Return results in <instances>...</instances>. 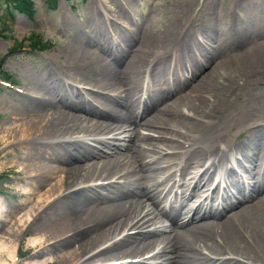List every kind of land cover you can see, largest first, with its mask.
<instances>
[{
    "label": "bare ground",
    "instance_id": "bare-ground-1",
    "mask_svg": "<svg viewBox=\"0 0 264 264\" xmlns=\"http://www.w3.org/2000/svg\"><path fill=\"white\" fill-rule=\"evenodd\" d=\"M122 11L124 18L134 16ZM138 17L122 26L101 15L100 23L108 26L81 32L78 47L64 54L67 70L65 62L48 61L37 71L36 90L22 86L20 95L31 103L27 108L47 107L16 115L2 129L0 149L24 147L15 150L20 163L13 171L23 182L24 199L37 196L38 201L9 225L0 247L14 259L21 233L31 231V219L41 216L44 230L27 238L31 254L50 249L54 254L34 264H264V171L258 170L252 152L264 144L263 115L250 117L244 107L232 105L233 76L256 75L260 68L258 73L263 72L264 48H239L240 60L228 69L232 76L223 77L221 49L208 51L182 24L163 25L156 41L147 43ZM90 42L99 47L98 54L92 55ZM162 57L171 63L164 65ZM148 61L151 74L157 75L152 76L154 83L143 86L139 106L135 91L145 77L139 70ZM206 64V70L188 81ZM182 87L186 89L179 93ZM230 130L234 138L246 132L233 144ZM217 142L225 143L221 152ZM230 147L251 159L245 164L234 157L237 165L256 172L248 181H229L233 189L213 203L219 185L214 181L209 186L212 173L216 166L220 174L230 169L217 164ZM57 172L59 180L53 177ZM160 195L174 206L167 225L162 223ZM197 197L207 201L182 208ZM25 200L18 204L25 205ZM123 256L136 258L115 261ZM0 264L10 262L2 259Z\"/></svg>",
    "mask_w": 264,
    "mask_h": 264
},
{
    "label": "rangeland",
    "instance_id": "rangeland-1",
    "mask_svg": "<svg viewBox=\"0 0 264 264\" xmlns=\"http://www.w3.org/2000/svg\"><path fill=\"white\" fill-rule=\"evenodd\" d=\"M3 2H5V0H0V76L2 75L4 77V73L6 72L8 75L7 78L10 80L8 81V85L0 82V147L3 144L1 138L3 135L2 129L14 122L16 115H28V113L32 111L46 109L47 107L45 104H38L30 105V107L27 108L29 104H31L30 101L27 102L26 98L20 95L21 92L15 91L13 88L21 90L22 86H24L27 89L36 90L35 88L38 87L36 85L37 71L39 72L42 65L48 61L59 64L65 62L63 65H60L67 70L70 64L68 61L69 59L64 54H67L74 50L75 47H78V43L81 40V32L85 33L89 31L93 25L100 27L103 26L102 28L104 29H106V25L108 26V23H106V25L100 23L101 15L107 21H111L109 18L113 17L116 22L120 23L122 26L132 25L130 22L131 19H137V16L139 15L138 19L141 18V25L145 26L147 34L146 39L148 38L146 41L147 43L150 42V44H153L154 41H156L163 25H166L167 23L172 24L173 26H179L182 24L184 28L188 27V29L196 35L197 39L203 42L204 46L208 48V51L221 49L220 54H222L221 58L222 62H224V64L221 65L224 67L223 77L232 76V70L228 69L232 65H235L237 60H240L241 53L239 52V48L245 44H250V47L254 48H264V0H54V6L48 5L47 0H30L33 9L31 15L19 8L10 7V5L6 7ZM127 3L128 6L126 5ZM122 4H125V7L122 6ZM145 7L146 11L140 13V10ZM122 10L128 15L130 13L134 14V16L132 18H124V16L120 14L123 13ZM192 19H196L197 21L200 20V25H196L198 22H196V24L192 22L191 24L190 21ZM88 20L90 21L89 23ZM239 39H242L241 41L244 44L237 42ZM33 41H36L37 44L41 46V50L36 51L31 49L34 47L32 45ZM94 44L95 42H90L88 44V47L92 49V55L99 53V47L97 46L95 48ZM160 61L163 62L164 65L168 62L171 63L167 57H162ZM150 63L151 62L148 61L144 68L141 69V71L139 70V74L140 72L143 73V77L145 76L143 81H147V83L151 84L155 82L156 79L153 77L157 74L156 72L154 76L151 74L154 69L150 68ZM207 68L208 64L202 66V68L200 67L194 75L195 78H188V81H194L199 75L198 73H201V71H204ZM260 70L258 69V72ZM171 71L172 70L170 69L168 74H170ZM157 72H160L159 76L162 74L161 70H158ZM258 72H255L256 75H250L251 77L233 76V80H237L236 82L238 84L236 82V84L234 83L237 88L234 87L232 90V99H234L232 105L236 103L240 107H244L248 112L247 115L250 117H254L255 115V117L260 118L263 115L262 122H264V71L260 73ZM138 89L140 90V87ZM138 89L135 91L137 96L139 93ZM185 89L186 88L182 87L179 93L183 92ZM136 100H139V106H141L143 103L142 94L141 96L139 95L136 97ZM182 108H184V106ZM139 130L143 133H154L143 127H139ZM232 133L233 131L230 130L227 136L228 141L233 142V144L244 135L243 131H241L237 135V138H234ZM217 145H220V152L222 151L221 149H224L225 147L224 142H217ZM18 146L20 145H7L5 148L0 149V238L8 235L6 231L7 228L9 225L14 224L17 220L16 217L19 214L26 211L30 205H35L38 201L37 196H30V199L28 198L29 200H25L20 191L23 182L20 181V178H18L13 171V167L15 168L16 164L19 165L20 163L19 159L18 162L15 160V150H23L24 148L21 147L18 149ZM263 147L255 148L254 151H252L256 155H254V162L257 159V161H262L263 163ZM10 148H13V150L11 151ZM230 148L224 150L226 152H223V157L226 158L221 157V160L219 163L217 162V164L223 165L226 163L229 165V163H232L238 174L240 173V177L246 180L252 178L251 175L253 176L255 174L256 169L252 170V173H249L242 169L243 167L237 166L234 163V160L232 161L231 159L239 157L242 159L241 161L246 164V162H251L250 157L243 156L240 152L237 151V153L234 151V148H232V150ZM228 149L231 152H229ZM1 150L4 151V155L1 154ZM162 151L164 152L163 148ZM20 152L21 151L18 153ZM222 159H224V161ZM245 159L249 161H246ZM10 161H12L15 166H8ZM192 170H194V168ZM163 174H165L164 171ZM53 177L59 180L60 174L57 172ZM223 177L225 182H227L228 180L234 179V174L230 171L229 173H225ZM159 198H161V195ZM162 198V203L165 205V207L163 206V222L167 224L169 219L166 217L173 213L174 206L172 204L171 206L167 205V198L165 199L164 196H162ZM20 200H25L26 204L19 205L18 202ZM190 202L191 201H186V203H182V208L183 206L189 205ZM193 202L194 204L197 203V199H194ZM33 212H37V210ZM169 222L171 223V220H169ZM40 226L41 216H37L36 219L32 218L29 226L32 228L31 231L28 230L27 232H22L21 239L17 240L13 257L14 259H11L5 252H3L4 248L0 247V260H7L10 264H34L42 258L51 259L52 254H54L52 249L42 254H38L37 256H32L31 254L34 249L30 246L29 242H27V238L31 236L29 234L32 233V231L37 230L33 234L43 231L44 228Z\"/></svg>",
    "mask_w": 264,
    "mask_h": 264
},
{
    "label": "trees",
    "instance_id": "trees-1",
    "mask_svg": "<svg viewBox=\"0 0 264 264\" xmlns=\"http://www.w3.org/2000/svg\"><path fill=\"white\" fill-rule=\"evenodd\" d=\"M49 3H53V0H47ZM11 3H13L15 6L19 7V8H23L25 9V4L23 2H19V1H11Z\"/></svg>",
    "mask_w": 264,
    "mask_h": 264
}]
</instances>
